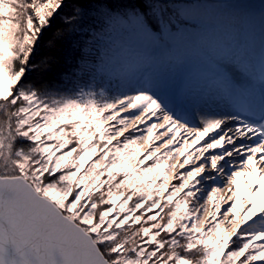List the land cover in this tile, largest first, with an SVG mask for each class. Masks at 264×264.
Wrapping results in <instances>:
<instances>
[{"label": "snow or ice", "instance_id": "6c2138e0", "mask_svg": "<svg viewBox=\"0 0 264 264\" xmlns=\"http://www.w3.org/2000/svg\"><path fill=\"white\" fill-rule=\"evenodd\" d=\"M0 264H264V0H0Z\"/></svg>", "mask_w": 264, "mask_h": 264}, {"label": "trees", "instance_id": "16d2710c", "mask_svg": "<svg viewBox=\"0 0 264 264\" xmlns=\"http://www.w3.org/2000/svg\"><path fill=\"white\" fill-rule=\"evenodd\" d=\"M51 38V31L47 34L45 37V40ZM48 55H56L57 57H60L62 59V62L64 59H68L73 55L72 48L69 44H62L58 46V49L49 50L46 44L42 41L38 51L36 52V61H38L40 58ZM38 74L32 73L30 78H35Z\"/></svg>", "mask_w": 264, "mask_h": 264}, {"label": "bare ground", "instance_id": "6f19581e", "mask_svg": "<svg viewBox=\"0 0 264 264\" xmlns=\"http://www.w3.org/2000/svg\"><path fill=\"white\" fill-rule=\"evenodd\" d=\"M240 187H241V191L243 193H247V189L245 188V185L243 183V178H241V181H240Z\"/></svg>", "mask_w": 264, "mask_h": 264}, {"label": "rangeland", "instance_id": "374dc122", "mask_svg": "<svg viewBox=\"0 0 264 264\" xmlns=\"http://www.w3.org/2000/svg\"><path fill=\"white\" fill-rule=\"evenodd\" d=\"M192 2H195V0H192ZM209 2H211V0H209ZM248 2L258 5L260 3V0H248Z\"/></svg>", "mask_w": 264, "mask_h": 264}]
</instances>
